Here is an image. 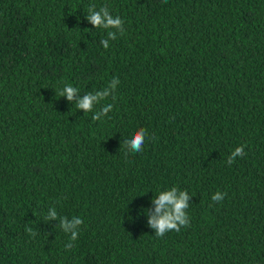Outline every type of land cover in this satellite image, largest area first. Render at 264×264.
I'll return each instance as SVG.
<instances>
[{
  "label": "trees",
  "instance_id": "1",
  "mask_svg": "<svg viewBox=\"0 0 264 264\" xmlns=\"http://www.w3.org/2000/svg\"><path fill=\"white\" fill-rule=\"evenodd\" d=\"M93 5L124 34L94 27ZM114 77L88 113L59 95ZM140 127L152 139L131 152ZM172 186L190 225L157 237ZM51 208L84 221L71 250ZM0 264H264V0H0Z\"/></svg>",
  "mask_w": 264,
  "mask_h": 264
},
{
  "label": "clouds",
  "instance_id": "2",
  "mask_svg": "<svg viewBox=\"0 0 264 264\" xmlns=\"http://www.w3.org/2000/svg\"><path fill=\"white\" fill-rule=\"evenodd\" d=\"M86 18L94 27L109 30L107 31V37L110 40L117 39V33L123 35L125 32L124 21L118 15L113 16L107 6H101L99 10H96L94 5L90 6ZM111 29H115V31H112ZM109 39H101L100 41L105 49H108L109 47ZM119 83V79L114 77L112 81H110V88H105L103 91H96L95 93L89 92L82 98H78L80 90L77 87H74L71 84H66L60 91L59 95L66 96L69 101L75 100L76 108L82 109L84 113H88L93 111L99 101L112 95ZM112 109V104H107L101 107L98 111H95L92 116V120H103V118L106 117ZM146 138L152 139L147 130L140 127L131 135L129 139L124 141V144L131 152H141ZM244 148V145H240L231 152V155L227 160L228 165L233 164L237 157H243L246 155ZM226 195L227 194L225 192L217 191L212 195L211 199L214 202H221ZM189 198V192L187 190H180L177 186H172L167 190H162L159 192L158 196L153 197L155 209L149 216L148 223L153 229H155L154 234L157 237H163L170 231L179 232L182 227L190 225V217L187 213V209L190 207L188 203ZM44 219L60 220L59 227L62 228L65 233H70V242L65 245V249L71 250L73 247L71 241L78 239L80 231L79 226L84 224L83 219L74 216L73 220L69 221L66 216L59 217L55 208H51ZM26 230L32 236L36 235V233L32 231L31 227H28Z\"/></svg>",
  "mask_w": 264,
  "mask_h": 264
}]
</instances>
